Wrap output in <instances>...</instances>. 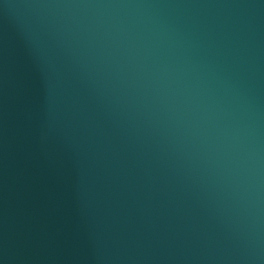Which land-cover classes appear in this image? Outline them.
I'll list each match as a JSON object with an SVG mask.
<instances>
[{
	"label": "water",
	"instance_id": "water-1",
	"mask_svg": "<svg viewBox=\"0 0 264 264\" xmlns=\"http://www.w3.org/2000/svg\"><path fill=\"white\" fill-rule=\"evenodd\" d=\"M0 264H264V0H0Z\"/></svg>",
	"mask_w": 264,
	"mask_h": 264
}]
</instances>
